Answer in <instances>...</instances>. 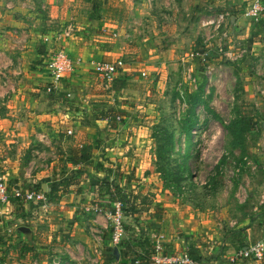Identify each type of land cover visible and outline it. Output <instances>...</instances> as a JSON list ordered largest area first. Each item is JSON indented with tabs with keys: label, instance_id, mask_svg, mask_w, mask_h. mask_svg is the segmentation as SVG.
<instances>
[{
	"label": "crops",
	"instance_id": "0c3cea01",
	"mask_svg": "<svg viewBox=\"0 0 264 264\" xmlns=\"http://www.w3.org/2000/svg\"><path fill=\"white\" fill-rule=\"evenodd\" d=\"M250 1L0 0V176L9 190L36 188L47 194L51 185L66 174H75L80 170V185L70 187L68 193L56 201L46 198L45 203L24 202L10 198L0 206L2 258L13 255L14 259H32L38 256L36 252L58 247L60 243L55 245V236L52 239L43 235V225L53 231L55 224L62 227L65 220H71L75 209L79 206L84 208L87 200L96 198L98 182L94 179H112L113 170L110 172V168L117 169L121 165V170H124L130 166L136 175L141 171L139 168H143L144 161L139 157H142L143 146L148 144L149 129L136 125L131 112L121 116L122 119L113 128L107 126L106 119L97 116V104L105 106L103 100L109 98L110 91L103 87L92 65L126 58L128 65L124 64V73L116 79L115 85L124 93L123 98H129L124 85L133 79L131 72L135 71L134 67L143 66L139 70L149 73L161 72L164 68L161 60H157L165 56L166 51L157 46L158 42H166L167 37L177 41L188 40L184 31H192L187 35L193 38L196 17L194 13H184L182 9L192 11L199 2L230 10L232 28L239 27L246 36H249L251 27L255 28L258 33L253 38L248 37L247 45L252 54L260 56L264 63L261 48L264 15L257 21L246 17L244 12ZM178 9L181 14H176ZM54 50H64L80 66L64 78L52 93H47L48 78L44 64ZM168 54L173 55L174 50ZM160 77L155 75L153 80L158 81ZM124 105L125 102L118 107L124 110L123 114L127 111ZM261 125L264 129V121ZM86 144L94 145L87 164L72 165L67 161ZM103 149L106 153L101 151ZM99 154L105 156L102 158ZM152 157L156 161L155 154ZM150 163L144 162V165ZM154 165L152 168H155ZM108 213L106 208L107 218ZM255 217L262 219H247L237 225L238 229L245 228L241 234L235 233L240 235L238 239L236 236L226 239L225 259L231 257L240 244L250 245L264 239V210L256 213ZM29 223L34 227L28 232ZM77 224L75 222L74 226ZM22 231L27 232L28 237L20 239ZM44 237L51 243L48 249L42 243ZM74 238L65 239L62 245L72 243ZM77 238L88 244L91 250L96 247L86 235ZM43 245L45 249H38ZM176 245L179 244L175 243L174 249H177ZM110 246L109 243L103 247V255L107 254ZM191 247L199 249L197 244ZM97 248L101 253L100 244ZM114 249L109 250L112 255H116ZM176 252L182 253L179 250ZM107 259L103 257L99 264Z\"/></svg>",
	"mask_w": 264,
	"mask_h": 264
},
{
	"label": "rangeland",
	"instance_id": "374dc122",
	"mask_svg": "<svg viewBox=\"0 0 264 264\" xmlns=\"http://www.w3.org/2000/svg\"><path fill=\"white\" fill-rule=\"evenodd\" d=\"M200 3L192 11L182 9L184 13L189 11L196 17L197 27L194 28L193 38L187 35L192 31H184L188 40L177 41L167 37L166 42H158L157 46L166 51V55L157 60L164 64L162 71L149 73L144 69L139 70L143 66L134 67L135 71L131 72L133 79L124 85L129 98H123L124 93L115 85L116 79L124 73V69L120 70L109 87V98L103 100L106 107L97 104L95 111L112 128L122 119L121 116L131 112L134 123L150 132V140L147 146H143L142 157L139 158L151 162L152 166L143 162V168H139L141 171L137 175L130 166L124 170H121V165L117 169L110 168V172L113 170L111 180L122 187V196L130 211V215L122 214L121 220L124 227L126 225L132 230H123L121 241L144 238L151 248L159 239L164 241V255H176L177 250L184 253L188 246L195 249L191 246L197 244L199 249L196 251L203 259L202 264H213L209 260L215 255L220 264H228L224 257L226 239L231 238L239 230L237 225L247 219L261 220L255 214L264 210V129L261 125L264 121V63L260 56L252 54V49L247 45L248 37L253 38L258 33L255 28L251 27L249 36H246L239 27L232 28L230 10ZM181 13L180 9L176 12ZM223 13H227L228 17L218 30L215 24L204 25ZM262 43L264 53V41ZM171 50H174L173 55L168 54ZM58 51L67 54L64 50H54L49 56ZM193 52L207 53L206 60L203 62L199 56L198 59L191 57ZM125 59L120 60L128 65ZM77 63L75 70L80 66ZM143 73L146 76H142ZM155 75H161L160 80L154 81ZM196 93L206 101L212 113H208L202 105L195 107L197 128L192 132V137H187L180 132L179 122L187 114L189 95ZM124 102L127 111L123 114L124 110L118 107ZM245 128L249 130H243ZM232 131L240 135L241 141L243 139L241 145L233 144ZM165 132L174 133L175 154L172 159L179 160V155H188L186 166L189 172L183 170L184 178L179 175L183 179L176 182L172 179L163 181L152 157L156 153V141L163 138ZM143 138L147 139L146 136ZM101 151L106 153L104 149ZM99 155L102 158L105 156ZM246 161L250 166L245 165ZM153 164L155 168H152ZM180 164L182 161L172 163ZM180 167L182 169L183 165ZM126 179H131L130 183H126ZM27 189L38 191L36 188ZM104 200L99 196L97 198V195L95 199L87 200L84 208L79 206L74 210L73 220H65L62 227L55 224L53 231L49 227L45 229V225L41 227L44 236H51L52 239L55 236V245L60 243L58 247L45 252L39 250L35 254L38 253V256L32 259H14L13 255L2 258L3 254L0 253V264H99L103 257L108 258L103 264H120V254L112 255L109 252L118 244L111 242L112 217L105 215ZM85 208L90 211H85ZM96 208L101 211H95ZM157 213L161 215V221L153 219ZM75 222L78 224L74 226ZM28 226L29 232L34 226L31 223ZM26 233L22 231L19 238L28 237ZM80 235H86L95 243L93 251L88 244L77 240ZM72 236L76 237L72 243L62 245L65 239ZM42 243L47 245V249L51 246L47 238ZM109 243L111 246L103 255V247ZM175 243L179 244L176 245L177 249L173 248ZM99 244L101 253L97 248ZM45 245L38 249H45ZM244 245L240 244L238 248ZM127 251L133 259L127 264H137L134 259L136 252L130 248Z\"/></svg>",
	"mask_w": 264,
	"mask_h": 264
},
{
	"label": "trees",
	"instance_id": "16d2710c",
	"mask_svg": "<svg viewBox=\"0 0 264 264\" xmlns=\"http://www.w3.org/2000/svg\"><path fill=\"white\" fill-rule=\"evenodd\" d=\"M190 101L189 107L187 110V114L183 117L182 120L179 122V130L180 132L184 133V136L187 137H192V132L197 128L196 123H197V116L196 113L194 112L195 107L202 105L208 113H212L211 109L208 107V104L206 103L205 100L202 99L200 94H191L189 95ZM243 130H249V129H243ZM242 130V131H243ZM233 139L235 142L233 143L235 146L241 145L243 143V139L241 141L240 135L232 131L231 132ZM157 137V136H156ZM157 147H156V171L157 173L162 176V179H172L173 182L178 181V179H183V170L186 172H189V168L186 166V161L188 155L185 154L184 157L181 155L178 156L179 160L172 159L175 152H174V133L173 132H165V135L163 138L158 139L157 141ZM91 144H86L83 145L79 151L76 153H73L70 157H68L67 161L70 162L72 165H85L89 162L90 160V150L92 149ZM176 163L177 161H182V164L180 165H172V163ZM181 165H183L181 169ZM109 172V171H108ZM80 170L76 171L75 174L67 175L58 181L56 184H53L50 188L49 193L45 194V197L47 200L50 201H56L58 198L61 196L65 195L68 193L69 188L73 186H79L80 185V179L79 175ZM110 173V172H109ZM65 174V173H64ZM181 175L183 178H180ZM93 180V179H92ZM95 181L97 180L98 184L96 186V191H97V196H99L102 199H105L103 202V206L106 207L111 214H114L115 212V205L116 203H121L122 208V214L123 215H130L129 208L126 206V201L124 196H122L123 189L120 187V185H117L113 183L112 180H110L108 177L102 178L100 180L94 179ZM126 183H130L131 179H126ZM125 183V186L127 187ZM40 190V189H39ZM11 192V190H9ZM11 200L14 197H10ZM98 198V197H97ZM16 201L19 199L14 198ZM21 201V200H20ZM112 204H114L112 206ZM263 214V212H262ZM260 215V214H259ZM161 215L156 214L155 217L153 218L155 221H161ZM123 229L126 231H130V227H127L123 224ZM243 231H245V228L239 229L238 231L234 232L233 236H236V239L239 238L235 233L241 234ZM240 246V245H239ZM248 245H244L242 247H245ZM127 248H130L132 251L136 252V257L134 258L135 260L138 261V264H154V262L151 260V257L153 255V251L151 248L148 246V243L144 241L143 239H133V238H128L125 241L122 240L119 242L117 247L115 248V252L117 254L119 253V261L120 264H127L133 261L131 259V254L128 253ZM240 248V247H239ZM184 253L194 262V264H202V257L198 254V252L193 249L187 247L184 250ZM116 254V253H115ZM130 257V258H129ZM217 256H212L209 261L213 262V264H220L219 260L216 258ZM132 264V263H131ZM156 264V263H155Z\"/></svg>",
	"mask_w": 264,
	"mask_h": 264
},
{
	"label": "built area",
	"instance_id": "2783aa9c",
	"mask_svg": "<svg viewBox=\"0 0 264 264\" xmlns=\"http://www.w3.org/2000/svg\"><path fill=\"white\" fill-rule=\"evenodd\" d=\"M244 14L246 17L257 21L262 15H264V0H251ZM227 17V13L220 14L215 20H210L204 23V25L215 24V28L218 30L224 24ZM67 34L68 32L65 35ZM224 36L226 37V34H224ZM190 56L193 58H197L199 56L204 62L206 60L207 53L199 54L197 52H193L190 54ZM77 62L78 61L73 62L67 54L61 51L53 53L51 56H49L46 63L44 64L46 77L48 78L45 91L47 93H52V91L58 84L62 82L64 78L74 72L75 67H77L78 64ZM123 68L124 63L119 59L114 62L96 63L94 64L92 69L96 76L100 79L103 87L108 90L117 77L118 72ZM142 76L146 75L143 73ZM116 119L120 120L119 117H117ZM249 164L250 163L246 161L245 165L250 166ZM238 170L239 168H237V171ZM11 196L24 202H46V197L43 192L23 190L20 188H14L10 192L5 180L0 176V206L6 204ZM85 211L88 212L90 211V209L85 208ZM95 211L98 212L101 210L96 208ZM108 216L112 217L111 220L113 232L111 236V242L113 245H116L119 244V242L121 241V236L124 233L121 220V203H116L114 214H111L109 212ZM151 250L153 251L151 260L156 264H194V262L185 253L176 255L162 254L164 245L163 242H160V240H156L152 244ZM136 263L138 264L137 261ZM227 263L264 264V239L256 241L248 246L236 249L233 255L227 258Z\"/></svg>",
	"mask_w": 264,
	"mask_h": 264
},
{
	"label": "water",
	"instance_id": "95a60500",
	"mask_svg": "<svg viewBox=\"0 0 264 264\" xmlns=\"http://www.w3.org/2000/svg\"><path fill=\"white\" fill-rule=\"evenodd\" d=\"M117 254V252H115Z\"/></svg>",
	"mask_w": 264,
	"mask_h": 264
}]
</instances>
